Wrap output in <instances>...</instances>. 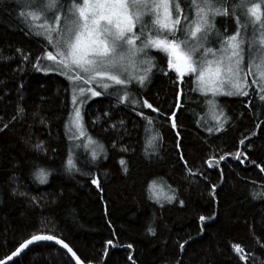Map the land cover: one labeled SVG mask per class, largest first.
<instances>
[{"label":"trees","instance_id":"trees-1","mask_svg":"<svg viewBox=\"0 0 264 264\" xmlns=\"http://www.w3.org/2000/svg\"><path fill=\"white\" fill-rule=\"evenodd\" d=\"M176 1L194 12L191 0ZM69 3L65 0V10ZM28 11L22 0H0V129L8 125L0 131V260L34 235H52L84 264H264L263 92L251 87L249 96H220V120L227 117V122L217 132L219 124L209 118L213 112L206 104L210 97L194 90L192 76L177 87L164 56L153 49L156 69L133 92L138 105L119 103L113 94L84 103V127L104 152L95 160L86 150L78 153L72 158L76 167L69 170L66 124L73 113V87L45 66V48L52 49L36 34L42 19L31 20ZM213 19L221 37L236 31L235 16ZM143 100L159 112L142 107ZM173 111L175 129L168 119ZM41 142L44 150L38 151L35 145ZM237 151L243 163L234 158ZM221 155L225 159L217 165ZM38 169L46 170L45 183L36 178ZM165 196L174 199L169 203ZM236 244L245 261L233 250ZM10 264L74 262L57 245L38 242Z\"/></svg>","mask_w":264,"mask_h":264},{"label":"snow or ice","instance_id":"snow-or-ice-1","mask_svg":"<svg viewBox=\"0 0 264 264\" xmlns=\"http://www.w3.org/2000/svg\"><path fill=\"white\" fill-rule=\"evenodd\" d=\"M226 2L227 0L223 2L221 0H191L194 17L190 18L178 3L170 6V0H71L66 10L65 0H22L23 7L29 9L27 16L31 20L38 21L43 18V23L36 25L38 29L36 34L43 36L52 49L49 51L45 48L43 59L51 61V66L56 71L73 82L72 103L74 106L83 104L88 94L91 97L113 94L119 103L129 101L127 86L135 81L143 87L156 67L153 59L148 55L150 49L166 54L168 69L174 71L178 79L194 76L196 84L194 90L202 95L249 96L247 90L249 85L242 75L244 39L241 38L240 31L241 27L246 30L248 24L246 21L242 25V18L250 19L253 25L259 23L261 26L259 44L262 47L257 49L259 62L254 65L259 78L253 79L252 85L257 86L260 92H264V0L260 3H250V0H233L230 7L225 6ZM230 14L236 17L237 30L230 36L218 38L216 43H219V48L208 46L209 32L212 27L211 19ZM20 15L24 16L25 13L22 11ZM145 15L149 16L153 26V29L148 32L145 31L147 28V21L143 19ZM178 31L181 33L180 37L176 35ZM255 31L256 29L253 28V33ZM254 45L255 40L249 42L250 53ZM19 51L17 49V52ZM39 59L41 57H37V60ZM76 87H78V95L83 98L79 101L75 92ZM110 87L114 88L113 93L108 92ZM96 88L103 91H97ZM259 99L264 101V95ZM130 102L137 103L135 99H131ZM206 104L219 124L216 131H221L224 123L227 122V117H224L221 122L220 118L224 116L223 110H220L219 115H215L217 104L214 99H207ZM247 106L246 104L245 107ZM142 107L151 109L152 112H159L147 100H143ZM23 111V108H19L18 114ZM136 114L143 117L141 112ZM107 115L108 113H105V116ZM160 115L164 114L160 113ZM175 116V111L168 116L174 129L176 128ZM143 118L149 125L152 124L150 118ZM7 127L8 125L5 124L0 131ZM112 127L116 126L112 125ZM66 129L73 139L86 137L87 143L82 146L85 148L92 146L90 150L93 160L104 152L103 145L86 135L79 106L73 108ZM207 131L212 133L213 128L209 127ZM155 139L156 136H153L148 144L151 146ZM244 142V139L239 141L241 145ZM115 146L114 143L113 147ZM35 148L38 151L44 150L42 142L36 144ZM120 151H127V149L121 148ZM225 155L219 156L216 160L217 165L219 161L225 159ZM241 155L243 154L237 151L234 158L243 163L244 161L240 159ZM181 159H183L182 156ZM245 159H247L246 156ZM212 160L213 158L210 157L206 161L209 168L214 166ZM251 163L256 164L255 161ZM119 164L127 173L126 161L120 159ZM67 166L69 170L76 167L71 158L67 160ZM256 167L261 168L259 164H256ZM188 171L191 173V169ZM261 171L264 172V168H261ZM191 174L195 175V173ZM35 175L40 183L46 182V170L38 169ZM92 183L99 188L96 179H93ZM154 184L155 181L150 183V191ZM20 194L24 195V193ZM153 196L159 200L155 192ZM164 198L170 203L174 196ZM199 219L203 222L205 217L201 216ZM152 231L149 228V232ZM52 240L71 253L75 264H81L79 257L68 244L52 235L32 236L20 243L19 247L6 257V260L11 261L34 241ZM106 243L111 245L112 241ZM179 246L183 250L184 245ZM128 247L130 248L131 245ZM233 250L239 255L241 261L246 260L245 255H240L243 252L240 245H233ZM6 260H0V264H6Z\"/></svg>","mask_w":264,"mask_h":264},{"label":"rangeland","instance_id":"rangeland-1","mask_svg":"<svg viewBox=\"0 0 264 264\" xmlns=\"http://www.w3.org/2000/svg\"><path fill=\"white\" fill-rule=\"evenodd\" d=\"M176 3H177L176 0H170V6H172V5L176 4ZM232 3H233V0H231V5H232ZM250 3H258V1H257V0H251ZM180 7H181V6H180ZM181 9H182V7H181ZM183 11H184L186 14H188L190 18H191V17H194V12H193V11H190V12H189V11H185L184 9H183ZM189 13H190V14H189ZM214 18H215V17H214ZM41 19H42V23H43V18H41ZM143 19H144L145 21H147V28L145 29V31H146V32L151 31V30L153 29V26H152V24H151V20H150L149 16L145 15V16L143 17ZM245 19H246V21L248 22V23H247V24H248V27H247L246 30H245V28H243V27H241V29H240V31H241V38L244 39V44L242 45L243 55H244V60L242 61V64H241V67H242V69H243V73H242V75H243V77L246 79L247 84L249 85V87H248L247 90H249L251 87H253L254 89L258 90L257 86L252 85V80H253V79H258V78H259V77H258V74H257V72H256V69H255V67H254V65H255L256 63L259 62V53L255 51V48H253L252 52L250 53V51H249V42H250L251 40H255V43L257 44V45H256L257 49H260V48L262 47V46L259 44V38H260L261 30H260L259 23L253 25L250 19H247V18H245ZM213 20H214V19H213ZM213 20L211 19V21H210L211 25H212V23H213ZM241 22H242V23H241L242 25L245 23L244 21H241ZM182 23H183V21H182ZM137 28H139V25H137ZM253 28L256 29L255 33H253ZM225 30H227V29H225ZM236 30H237V28H236ZM179 33H180V32L178 31V32L176 33V35L179 34ZM180 35H181V33H180ZM220 37H221V34H220V33H217V31H216V30L214 29V27L212 26V27H211V30H210V32H209V40H210V43H209L208 46L213 47V48H219L220 45H219V43H216V41H217V39L220 38ZM151 50H153V49L148 50V55L153 59V62H154L155 65H156V61H155L154 57H152V56L150 55V51H151ZM159 53H160L162 56H164V58H165V60H166V62H167L166 54L161 53V52H159ZM250 64L252 65L251 67H250ZM51 65H52V62H51V61H47V63L45 64V66H46L48 69H52V68L54 69V67H52ZM53 69H52V70H53ZM155 69H156V67H155L153 70H155ZM166 70H167L168 72L172 73V74L175 76V80H174V82L176 83V86H177V87H181L182 84L179 86V84H178V80H177V75L174 74V72H172V71H170V70L168 69V64H167V63H166ZM54 71H55V70H54ZM56 72H58V71H56ZM192 77L194 78V81H195V77H194V76H192ZM148 81H149V80H148ZM148 81H146V83H147ZM70 83H71V86L73 87V94H74V84H73V82H70ZM146 83H145V84H146ZM195 85H196V84H195ZM144 86H145V85H144ZM144 86H143V87H144ZM117 87H118V86H117ZM143 87L140 86L139 84H137L135 81H133L132 83H130V84L127 86V91L129 92L130 100H131V99H135V100L137 101V103H135L136 105H138L139 102H138L137 97H135V95H134L133 92H134L136 89L143 88ZM96 90H97V91H103V90L100 89V88H96ZM225 90H227V89H225ZM258 91H259V90H258ZM75 92H76V94H77V99H78V101H79L80 99H83L82 97H80V96L78 95V87L75 88ZM108 92H109V93H113V92H114V88H111V87H110L109 90H108ZM259 92H260V91H259ZM121 94H122V93H121ZM263 95H264V92H263ZM208 96L210 97L209 99H214L215 102H216V104H217V99H218L220 96H227V95H217V96H215V97H212L211 94H208ZM92 98H94V97H91L90 94H88V98L85 100V102L88 101V100H90V99H92ZM72 99H73V97H72ZM130 100H129V101H130ZM85 102H84V103H85ZM84 103H83V104L75 105V106H79V107H80V110H81V116H82V107H83ZM217 105H218V104H217ZM75 106H74L73 103H72V107L74 108ZM218 109H219V108H217V114L220 113V110L218 111ZM209 118H213V116H210V115H209ZM220 119H222V117H221ZM204 120H205V119H204ZM210 121H211V120H209V119H206V120H205V122H206L207 124H209ZM84 128H85V127H84ZM66 131H67L68 139H69V142H70V147H69V158H71V159H72L73 157L75 158V156H77L78 153H80V152L86 150L87 153L89 154V155H88L89 158H90L91 160H93V159H92V155H91V150H90L92 146H89L88 148H85V147L82 146L83 144H86V143H87V139H86V137H81V138H79V139H73V138L71 137V135H70V133L68 132L67 129H66ZM85 131H86V129H85ZM150 132H151V131H150ZM86 135L89 136L88 133H87V131H86ZM94 141H95V140H94ZM97 157H98V156H97Z\"/></svg>","mask_w":264,"mask_h":264},{"label":"water","instance_id":"water-1","mask_svg":"<svg viewBox=\"0 0 264 264\" xmlns=\"http://www.w3.org/2000/svg\"><path fill=\"white\" fill-rule=\"evenodd\" d=\"M170 71H172V70H170ZM172 72H174V71H172ZM174 74H176L175 72H174ZM177 75V74H176ZM185 77H188V76H185ZM184 77V78H185ZM184 78L182 79V80H180V79H178V77H177V80H178V84H179V86L182 84V82H183V80H184ZM56 238V237H55ZM56 239H59V238H56ZM59 240H61V239H59ZM62 241V240H61ZM38 242H50V243H52V244H55V245H57L58 247H60L61 249H63L67 254H68V256L71 258V260L74 262V264H75V259H73L72 258V256H71V253H68L67 252V249H65V248H63V246L62 245H60V244H56L55 243V240H52V241H34L33 242V244H35V243H38ZM64 242V241H63ZM65 243V242H64ZM32 244V245H33ZM67 244V243H66ZM31 245H29L28 247H30ZM69 246V245H68ZM27 247V248H28ZM70 247V246H69ZM27 248H25V249H22L21 250V252L17 255V256H15V257H13L12 258V260L11 261H8V260H6V258L5 259H3V260H6V264H10L12 261H14L20 254H22L23 253V251H25ZM71 248V247H70ZM72 249V248H71ZM73 250V249H72ZM11 255V254H10ZM77 255V254H76ZM78 257V256H77ZM80 259V258H79ZM81 261V260H80ZM81 264H84L82 261H81Z\"/></svg>","mask_w":264,"mask_h":264}]
</instances>
